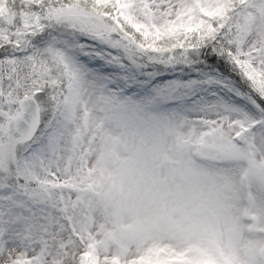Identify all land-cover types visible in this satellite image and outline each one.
Listing matches in <instances>:
<instances>
[{
    "label": "snow or ice",
    "instance_id": "snow-or-ice-1",
    "mask_svg": "<svg viewBox=\"0 0 264 264\" xmlns=\"http://www.w3.org/2000/svg\"><path fill=\"white\" fill-rule=\"evenodd\" d=\"M0 264H264V0H0Z\"/></svg>",
    "mask_w": 264,
    "mask_h": 264
}]
</instances>
